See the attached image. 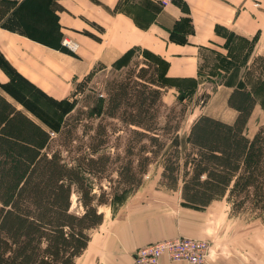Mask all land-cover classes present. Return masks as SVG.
I'll use <instances>...</instances> for the list:
<instances>
[{
	"label": "trees",
	"instance_id": "trees-1",
	"mask_svg": "<svg viewBox=\"0 0 264 264\" xmlns=\"http://www.w3.org/2000/svg\"><path fill=\"white\" fill-rule=\"evenodd\" d=\"M23 4L16 3V9ZM60 36L56 27L55 38ZM170 40L186 42L185 37ZM132 51L121 55L113 68L124 67L120 60ZM141 54L136 68L107 82L97 107L83 103L76 108L72 99L55 130L0 94V264H75L103 223L100 207H113L120 195L139 189L154 162L162 168L159 185L178 190L182 204L205 207L225 199L230 217L243 215L264 224V123L252 135L246 133L255 96L233 87L225 96L226 106L234 110L230 118L198 114L189 125L185 148L174 145L165 151V137L180 127L171 123L170 111L164 124L159 123L166 69ZM118 123L128 135L123 153H110ZM78 128L86 142L76 145L69 161L50 149L54 133L68 151L79 141ZM102 179L108 181V191L98 184ZM73 192L81 212L71 210Z\"/></svg>",
	"mask_w": 264,
	"mask_h": 264
},
{
	"label": "crops",
	"instance_id": "crops-1",
	"mask_svg": "<svg viewBox=\"0 0 264 264\" xmlns=\"http://www.w3.org/2000/svg\"><path fill=\"white\" fill-rule=\"evenodd\" d=\"M50 5L61 34L56 42L38 41L0 25V94L17 109L23 108V100L32 92L54 100L69 99L76 84L82 86L95 71L113 68L115 61L133 48L161 56L176 48V60L167 59L171 62L167 75L194 78L197 47L213 44L215 33H222V44L230 36L235 40L250 37L254 51L261 50L264 33V0H174L165 6L152 0H49ZM184 17L189 23V31L184 32L188 33L186 42L168 39L174 24ZM205 33L211 35L205 38ZM64 37L77 44L74 51L62 45ZM228 43V50L236 45ZM159 179L160 175L153 184L131 192L117 210H125L123 218L101 231L104 218L95 229L99 234L91 236L75 264H129L138 247L180 236L209 240L205 264L251 261L242 246L216 248L236 222L229 216L225 199L205 207L183 205L180 192L157 185ZM159 264L186 263L162 256Z\"/></svg>",
	"mask_w": 264,
	"mask_h": 264
},
{
	"label": "rangeland",
	"instance_id": "rangeland-1",
	"mask_svg": "<svg viewBox=\"0 0 264 264\" xmlns=\"http://www.w3.org/2000/svg\"><path fill=\"white\" fill-rule=\"evenodd\" d=\"M22 1L24 0H0V25L22 33H33L42 39L56 42L58 38H55V15L52 12L53 6L50 5L48 7L49 0H29L23 4L22 8H17V12H15L16 3L18 5ZM179 22L177 21L174 24L172 33L171 31L168 33V39H171V37L183 38L188 34L184 33L189 29L187 19L184 17ZM218 31L220 32V30ZM215 34L217 36L213 44L205 43L197 47V76L194 78H173L167 75L169 63L171 64L167 59L172 57V60H176L175 56L177 54L173 53L177 51L176 48H172L171 53L163 56L148 50L134 48L128 58L125 57L120 60V64L125 65L121 69L111 68L102 72L95 71L86 79L82 86L81 84H76L75 94L67 99V103L66 98L63 100H52L49 97L32 92L25 100L27 102L26 107H23L42 125L46 124L45 126L48 125L55 130L64 116L63 113L71 107L70 103L74 101L72 99L77 101L76 108H81L83 103L90 105V107H97L99 105L97 98L103 99L106 96L103 91L107 82L113 77L124 75L129 69L136 68L143 58L141 53L146 52L151 59L164 63L163 67L166 69L164 82L167 87L163 90V106L160 110L159 123L160 125L164 124L166 115L170 111L171 117H174L171 123L179 122L180 126L176 133H169L165 137L167 141L165 151L174 145L179 147L180 151L185 148V138L189 125L198 114L208 112L226 119L230 118L234 110L226 106L225 96L233 87L246 88L256 98L255 108L246 125V133L252 135L257 127L264 123V33H262L261 37L260 51L257 49L254 51V39L250 37H242L235 40V38L230 36L222 44V33ZM209 35L211 33H205L204 37L206 38ZM228 41H232L234 44L236 42V45L229 50L227 49ZM174 64L176 65L177 63ZM100 91L104 93L103 96L100 95L101 93L99 94ZM88 93H94V96L91 94L88 96ZM177 96L182 97V99L178 101ZM172 107H174V112L170 110ZM116 126L120 130L111 135L109 146H114V148L109 150L110 153H115L111 151L123 153L128 131L120 123ZM81 133V129L78 128L76 135L80 137L79 141H74L73 147L69 146L71 147L68 150L69 152L65 150L63 145H60V140L56 139L54 134L52 137L55 140L53 139L54 141L50 143V149L61 151L62 156L69 161L77 153L76 145H81L83 141L86 142V137ZM161 170L159 162L150 164L143 176L142 185L153 184L157 176L160 175ZM107 182V180L102 179L98 184L108 191ZM157 185H159L158 182ZM95 191L98 192L97 188ZM131 191L120 195L113 207H100V210L105 215V222L101 227V231L110 229V226L117 224L123 218L125 210L124 212L120 211V213H117V210L129 200ZM71 200V210L81 212L82 208L76 202L74 192ZM231 218L236 219V222L228 229L223 241L219 242V246L216 247L217 250L222 249L221 247L231 250L233 247L237 249V247L242 246L244 249L243 253L251 259L247 264H264V224L259 220L247 219L243 215ZM97 234L99 233L94 230L91 236H96ZM202 240L208 243L210 250L209 240ZM206 261L207 258L202 264H205ZM185 263L188 264L187 262Z\"/></svg>",
	"mask_w": 264,
	"mask_h": 264
},
{
	"label": "built area",
	"instance_id": "built-area-1",
	"mask_svg": "<svg viewBox=\"0 0 264 264\" xmlns=\"http://www.w3.org/2000/svg\"><path fill=\"white\" fill-rule=\"evenodd\" d=\"M162 6L174 0H152ZM62 45L71 51L77 44L69 38L62 39ZM52 136L54 133L51 134ZM209 254V246L205 240L191 237H176L174 239L159 240L146 243L132 254L129 264H159L160 258L166 256L171 261H185L188 264H202Z\"/></svg>",
	"mask_w": 264,
	"mask_h": 264
}]
</instances>
